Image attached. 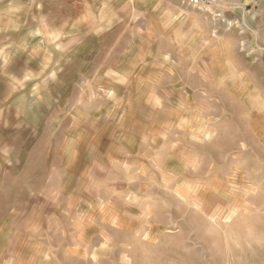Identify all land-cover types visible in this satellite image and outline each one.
Wrapping results in <instances>:
<instances>
[{
	"label": "rangeland",
	"instance_id": "rangeland-1",
	"mask_svg": "<svg viewBox=\"0 0 264 264\" xmlns=\"http://www.w3.org/2000/svg\"><path fill=\"white\" fill-rule=\"evenodd\" d=\"M110 18L141 51L131 61L146 96L162 101L163 114L179 102L192 127L163 115V129L176 135L157 139L165 146L148 143L129 169L56 176L50 197L37 176L27 192L21 163L0 170V264H264V0L212 9L177 0H0V43L34 28L51 32L55 50L74 44L78 23L83 37L106 35ZM24 127L15 124L17 141L30 146ZM21 189L29 200L18 201Z\"/></svg>",
	"mask_w": 264,
	"mask_h": 264
},
{
	"label": "crops",
	"instance_id": "crops-1",
	"mask_svg": "<svg viewBox=\"0 0 264 264\" xmlns=\"http://www.w3.org/2000/svg\"><path fill=\"white\" fill-rule=\"evenodd\" d=\"M114 23V18L108 20L106 35L93 33L89 37L82 36L78 23L73 29L76 33L79 28L80 35L76 33L74 44L66 39L55 50L51 32L41 34L34 28L33 35L26 31L1 40L0 170L19 168L21 163L30 174L27 192L35 191V176L41 177L38 186L50 197L56 176L60 180L63 175L78 176L80 169H91L93 176L101 166L129 169L134 163L140 164L148 143L156 149L157 145L165 146L158 138L176 137L168 129L171 125L163 129V115L175 114L178 126L184 121L192 127L193 119H187L179 102L163 114L162 101L146 96V84L140 76L143 71L131 61L138 46L129 48V37L116 34ZM137 72L139 76L131 81ZM54 74L60 78L55 80ZM36 75H42L37 84ZM52 97H57L53 103ZM16 123H25L21 138L31 137L30 146L28 139L26 147V142L17 141ZM39 123L43 131L34 141L33 130ZM22 154L27 156L20 162ZM35 170L41 172L36 174ZM23 190L18 201L29 200Z\"/></svg>",
	"mask_w": 264,
	"mask_h": 264
},
{
	"label": "built area",
	"instance_id": "built-area-1",
	"mask_svg": "<svg viewBox=\"0 0 264 264\" xmlns=\"http://www.w3.org/2000/svg\"><path fill=\"white\" fill-rule=\"evenodd\" d=\"M182 5L195 8H219L224 7L229 0H177Z\"/></svg>",
	"mask_w": 264,
	"mask_h": 264
}]
</instances>
